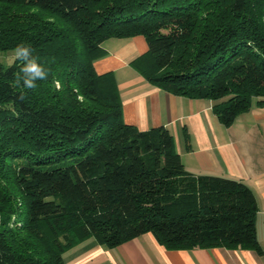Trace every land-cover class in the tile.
I'll return each instance as SVG.
<instances>
[{
    "label": "trees",
    "instance_id": "16d2710c",
    "mask_svg": "<svg viewBox=\"0 0 264 264\" xmlns=\"http://www.w3.org/2000/svg\"><path fill=\"white\" fill-rule=\"evenodd\" d=\"M139 36L130 65L152 85L212 101L228 126L264 105V0H0V51L23 43L50 68L30 90L21 62L0 64V264H65L90 237L117 248L147 233L262 254L246 184L189 173L165 127L123 121L95 63L107 40Z\"/></svg>",
    "mask_w": 264,
    "mask_h": 264
},
{
    "label": "crops",
    "instance_id": "0c3cea01",
    "mask_svg": "<svg viewBox=\"0 0 264 264\" xmlns=\"http://www.w3.org/2000/svg\"><path fill=\"white\" fill-rule=\"evenodd\" d=\"M103 48L108 54L95 67L99 74L113 73L126 124L141 131L165 127L189 173L238 180L253 191L262 254L225 247L169 250L147 233L117 248L90 237L65 253V264H264V105L253 106L225 125L212 101L160 89L130 65L148 50L144 37L110 39Z\"/></svg>",
    "mask_w": 264,
    "mask_h": 264
},
{
    "label": "clouds",
    "instance_id": "9594fccd",
    "mask_svg": "<svg viewBox=\"0 0 264 264\" xmlns=\"http://www.w3.org/2000/svg\"><path fill=\"white\" fill-rule=\"evenodd\" d=\"M14 58L22 63L21 75L16 77L18 84L22 81L25 88L34 90L38 81L48 79L50 68L41 61L39 56L33 55V49L30 46L18 44L14 50Z\"/></svg>",
    "mask_w": 264,
    "mask_h": 264
},
{
    "label": "rangeland",
    "instance_id": "374dc122",
    "mask_svg": "<svg viewBox=\"0 0 264 264\" xmlns=\"http://www.w3.org/2000/svg\"><path fill=\"white\" fill-rule=\"evenodd\" d=\"M14 62H15L14 51H0V64L1 65L10 66ZM13 221L14 219H12V223Z\"/></svg>",
    "mask_w": 264,
    "mask_h": 264
}]
</instances>
